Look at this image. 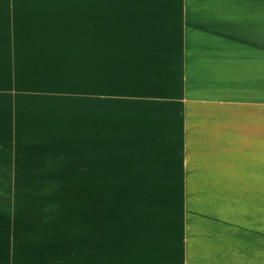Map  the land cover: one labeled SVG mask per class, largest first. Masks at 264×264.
Instances as JSON below:
<instances>
[{"label":"rangeland","instance_id":"1","mask_svg":"<svg viewBox=\"0 0 264 264\" xmlns=\"http://www.w3.org/2000/svg\"><path fill=\"white\" fill-rule=\"evenodd\" d=\"M186 64L264 69V0H0V165L54 170L36 184L17 173L0 184L7 239L32 215L49 216L71 231L58 261L78 264L79 168L95 164L85 152L97 146L98 165L109 168L126 166L128 148L141 147L126 120H99L98 135L94 120H79L81 87L121 88L142 81L134 71ZM261 170L262 181L245 183L259 187L193 188L190 197L217 202L232 227L262 229L264 250V157ZM235 217L247 221L235 225ZM14 252H0V264H22Z\"/></svg>","mask_w":264,"mask_h":264},{"label":"crops","instance_id":"2","mask_svg":"<svg viewBox=\"0 0 264 264\" xmlns=\"http://www.w3.org/2000/svg\"><path fill=\"white\" fill-rule=\"evenodd\" d=\"M187 66L134 71L142 81L121 88L81 87L79 120L94 124L95 135L99 120H126L141 147L128 148L126 166L109 168L98 165L97 146L85 152L95 164L79 168L78 264H264L262 229L232 227L217 202L190 197L193 188L259 187L245 183L262 181L264 69ZM11 169L0 165V184L9 173L36 184L54 172ZM21 220L32 222L17 226L13 242L12 230L0 229V252L13 247L17 263L60 264L69 228L38 214Z\"/></svg>","mask_w":264,"mask_h":264}]
</instances>
